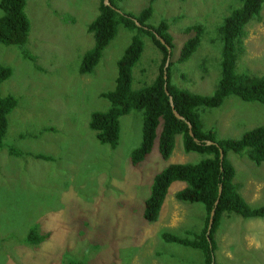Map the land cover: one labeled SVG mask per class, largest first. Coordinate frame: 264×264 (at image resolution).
Masks as SVG:
<instances>
[{"label":"rangeland","instance_id":"374dc122","mask_svg":"<svg viewBox=\"0 0 264 264\" xmlns=\"http://www.w3.org/2000/svg\"><path fill=\"white\" fill-rule=\"evenodd\" d=\"M101 1L27 0L31 29L25 48L36 61L0 42V63L13 68L2 92L19 99L0 148V264H204L200 249L161 236L170 232L192 238L205 228L204 205L176 196L185 182L172 183L157 221L146 220L144 209L157 173L171 163H197L207 155L186 152L177 135L165 159L157 138L153 151L134 166L132 152L141 144L144 122L139 110L120 118L115 148L102 143L90 127L91 114L109 107L102 93L115 88L117 62L134 36L119 26L95 69L80 73L82 57L94 45L87 27ZM148 3L122 0L119 10L139 14ZM241 6V0H155L149 24L165 20L174 37L173 84L213 94L221 76L219 27ZM196 25L203 27L201 44L188 61L177 63L182 45L194 35L186 29ZM141 38L144 51L133 69L134 88L151 84L163 59L149 36ZM247 71L264 75V4L260 18L247 25L237 62V72ZM200 112L204 129H213L219 139L239 138L264 125V104L235 96ZM228 158L237 167L235 182L246 201L263 206L264 162L257 165L233 151ZM31 229L47 235L46 240L29 242ZM214 237L215 264H264V217L226 212Z\"/></svg>","mask_w":264,"mask_h":264},{"label":"trees","instance_id":"16d2710c","mask_svg":"<svg viewBox=\"0 0 264 264\" xmlns=\"http://www.w3.org/2000/svg\"><path fill=\"white\" fill-rule=\"evenodd\" d=\"M109 1L111 4H106L105 0L101 1L98 16L87 27L94 36V45L84 53L80 73L90 74L95 69L104 49L116 37L119 26L133 31L134 36L117 62L118 76L115 88L102 93V97L108 100L109 107L91 114L90 127L102 143L115 148L120 138V118L133 110H139L143 111L144 122L141 144L132 152L134 166L144 161L153 151L157 138L159 151L165 159L172 155L177 135L182 136L186 152L207 155L197 163H171L157 173L151 192L145 200L144 217L151 222L157 221L172 183L185 182L186 186L178 191L176 196L181 201L204 205L207 215L205 228L201 233H192V238L180 237L170 232H163L161 236L167 242L200 249L204 255V264H215L217 243L214 235L224 213L234 212L245 218L264 217V205L253 207L241 194L235 182L236 168L228 158V153L233 151L246 154L257 165L262 164L264 125L246 130L239 138L219 139L213 129H204L200 109L220 107L231 96L264 104V75L248 71L237 72V62L244 51L247 25L250 21L260 18L264 0H241L242 6L235 9L220 25L218 38L222 43L221 76L211 95L195 93L172 83V66L175 63L172 61L174 37L165 20L158 25L149 24L155 0H149L148 5L139 14L121 12L119 2L122 0ZM26 5L27 0L0 1V42L19 47L25 58L36 61L37 58L25 48L31 29ZM202 31L201 25L186 29L188 34L194 35L182 45L178 57L175 58L177 63L188 61L196 52L201 44ZM143 34L149 36L163 52V59L153 82L134 88L133 69L143 55ZM157 35L163 38L166 44H163ZM169 55V65L166 67ZM12 74L11 66L0 63V148L4 146V139L9 130V116L19 102L14 94L4 95L2 92V84ZM170 97L183 119L174 113ZM189 122L192 124L194 135L190 133ZM221 151L224 153L223 160ZM10 152L19 154L13 148ZM34 156L49 159L43 154ZM214 209V225L208 237L209 219ZM46 238L47 235L39 234L35 229H31L27 237L29 242L36 244Z\"/></svg>","mask_w":264,"mask_h":264},{"label":"water","instance_id":"95a60500","mask_svg":"<svg viewBox=\"0 0 264 264\" xmlns=\"http://www.w3.org/2000/svg\"><path fill=\"white\" fill-rule=\"evenodd\" d=\"M105 3L106 4H111L109 0H105ZM157 37L161 40V42L163 44H166V42H165V40L163 38H161L158 35H157ZM168 49H169V52H170L171 49H170V46L169 45H168ZM169 60H170V55H169L168 60L166 62V67L169 65ZM165 77L167 78V73H166ZM170 100H171V105L173 107L174 113L177 115V117H179L180 119H183L184 117L176 110L172 97H170ZM189 128H190L191 135H194L193 128H192V124L190 122H189ZM223 158H224V153H223V151H221V159L223 160ZM220 192H221V189H220ZM215 214H216V210L214 209L212 211V213L210 215V219H209V225H208V230H207L208 237H209V234L211 233L212 228H213V225H214Z\"/></svg>","mask_w":264,"mask_h":264},{"label":"crops","instance_id":"0c3cea01","mask_svg":"<svg viewBox=\"0 0 264 264\" xmlns=\"http://www.w3.org/2000/svg\"><path fill=\"white\" fill-rule=\"evenodd\" d=\"M235 168H236V175H237V167L235 166ZM242 194V193H241Z\"/></svg>","mask_w":264,"mask_h":264}]
</instances>
